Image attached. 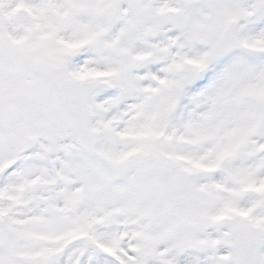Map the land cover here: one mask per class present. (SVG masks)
Segmentation results:
<instances>
[{
	"label": "snow or ice",
	"instance_id": "snow-or-ice-1",
	"mask_svg": "<svg viewBox=\"0 0 264 264\" xmlns=\"http://www.w3.org/2000/svg\"><path fill=\"white\" fill-rule=\"evenodd\" d=\"M0 264H264V0H0Z\"/></svg>",
	"mask_w": 264,
	"mask_h": 264
},
{
	"label": "clouds",
	"instance_id": "clouds-1",
	"mask_svg": "<svg viewBox=\"0 0 264 264\" xmlns=\"http://www.w3.org/2000/svg\"><path fill=\"white\" fill-rule=\"evenodd\" d=\"M233 251H234V254H237V255H238V250H235V249H234Z\"/></svg>",
	"mask_w": 264,
	"mask_h": 264
}]
</instances>
